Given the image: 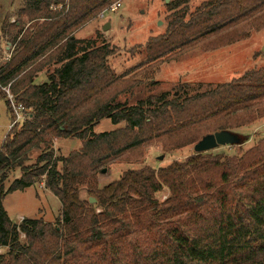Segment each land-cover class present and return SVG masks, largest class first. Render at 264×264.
Masks as SVG:
<instances>
[{"label": "trees", "instance_id": "trees-1", "mask_svg": "<svg viewBox=\"0 0 264 264\" xmlns=\"http://www.w3.org/2000/svg\"><path fill=\"white\" fill-rule=\"evenodd\" d=\"M118 1L25 0L13 22L0 13V99L11 122L5 88L32 115L0 144V264H264V136L243 149L250 136L242 134L234 154L194 151L98 181L103 168L138 162L147 147L181 149L264 117V67L192 94L186 83L178 95L118 100L141 82L134 74L154 64L158 69L192 50L213 51L263 30L264 0H207L192 12L190 0H174L166 32L149 38L148 60L129 76L109 66L116 52L110 43L76 36ZM2 39L13 45L9 58ZM42 74L46 80L38 82ZM105 118L125 125L95 132ZM59 138L82 144L57 155ZM40 183L61 202L56 223H15L4 198Z\"/></svg>", "mask_w": 264, "mask_h": 264}, {"label": "rangeland", "instance_id": "rangeland-1", "mask_svg": "<svg viewBox=\"0 0 264 264\" xmlns=\"http://www.w3.org/2000/svg\"><path fill=\"white\" fill-rule=\"evenodd\" d=\"M24 1L0 0V13L9 15L13 22L17 19L18 11L23 8ZM120 1L121 5L116 11H105L103 18L99 17L91 21L78 30L76 36L97 38L98 44L110 43L116 52L109 58V66L117 74L129 76L126 73L129 69L148 60L146 43L149 38L166 32L169 17L173 13L169 5L174 0ZM204 1L207 0H190L189 12L194 11ZM108 22L110 26L104 30ZM1 45L4 56L9 58L13 45L7 39H2ZM261 67H264V29L258 32L253 31L251 36L245 40L213 51L200 48L192 50L178 59L165 61L158 69L154 64L149 70L134 74L141 82L131 91L120 94L118 100L134 104L139 99L163 92L178 95L185 92V89L181 91L179 87L186 83L190 85V88L186 89L187 93L192 94L204 90L209 83L229 82L249 70ZM44 80H46L45 74L37 79L38 82ZM10 122L11 116L6 103L0 99V144L9 130ZM124 125L123 122L114 124L109 118H105L95 126L94 131L97 133L110 131L124 127ZM237 133L250 136V139L242 145L243 149L254 146L260 136H264V117L249 126L238 129ZM81 144V140L77 138H59L55 140L54 148L57 155H67L72 150L80 148ZM193 152L194 144L173 151L164 150L161 144L153 145L145 149L140 161L115 163L99 176L98 181L100 185H105L117 179L123 171L129 168L136 169L146 165L164 166L174 160H183ZM213 152L234 154L236 149L233 146H219L213 149ZM162 155L163 158L160 159ZM37 156L38 153H35L29 163L34 162ZM20 174L21 171L17 170L14 177H20ZM82 196L88 197L84 189ZM166 197L167 193L158 194V198L162 200ZM3 203L15 223H20L25 218L56 223L61 213L60 200L47 190L43 183L7 194ZM21 240H25L24 236ZM3 251H5L4 248Z\"/></svg>", "mask_w": 264, "mask_h": 264}, {"label": "water", "instance_id": "water-1", "mask_svg": "<svg viewBox=\"0 0 264 264\" xmlns=\"http://www.w3.org/2000/svg\"><path fill=\"white\" fill-rule=\"evenodd\" d=\"M110 26V23H106L104 30ZM243 143L241 135L231 130H221L204 135L198 142L194 144L195 152H206L218 148L219 146H232ZM163 158V155L159 157ZM107 168L102 169V173H105ZM91 203H95L96 199L90 197Z\"/></svg>", "mask_w": 264, "mask_h": 264}, {"label": "built area", "instance_id": "built-area-1", "mask_svg": "<svg viewBox=\"0 0 264 264\" xmlns=\"http://www.w3.org/2000/svg\"><path fill=\"white\" fill-rule=\"evenodd\" d=\"M120 5H121V1H118V2L114 3L107 10L116 11L120 7ZM104 15H105V11L100 15V17L103 18ZM5 89L7 91L8 98L11 101L12 110L14 112V119L9 125V129H10L13 125L18 124V123H23L27 119H30L32 117V115L29 114L28 110L26 109V107L22 103H16V101L14 99V95L10 92V90L8 88H5ZM2 251H3V248L0 247V253Z\"/></svg>", "mask_w": 264, "mask_h": 264}]
</instances>
